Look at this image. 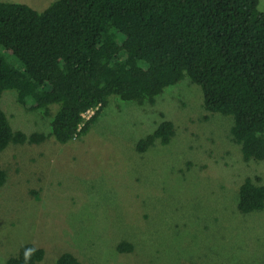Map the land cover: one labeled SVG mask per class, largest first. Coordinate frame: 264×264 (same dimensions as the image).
<instances>
[{
	"label": "rangeland",
	"instance_id": "obj_1",
	"mask_svg": "<svg viewBox=\"0 0 264 264\" xmlns=\"http://www.w3.org/2000/svg\"><path fill=\"white\" fill-rule=\"evenodd\" d=\"M2 1L41 11L54 0ZM0 104L14 129L49 131L50 118L20 105L15 90ZM164 119L174 122L172 140L139 152ZM231 126L185 78L153 104L111 96L89 132L65 144L10 143L0 153V264L25 243L45 249L37 264L65 251L82 264H264V208H237L245 177L264 183V160H243ZM122 241L132 251H120Z\"/></svg>",
	"mask_w": 264,
	"mask_h": 264
},
{
	"label": "trees",
	"instance_id": "obj_2",
	"mask_svg": "<svg viewBox=\"0 0 264 264\" xmlns=\"http://www.w3.org/2000/svg\"><path fill=\"white\" fill-rule=\"evenodd\" d=\"M259 0H54L38 11L0 0V98L7 89L50 118L49 131L14 129L0 104V153L10 144H65L87 134L110 97L153 104L188 78L204 108L232 119L245 162L264 160V11ZM17 62V63H15ZM89 110L93 113L86 117ZM175 135L164 119L136 143L146 151ZM7 171L0 162V186ZM245 177L237 208H264V183ZM258 181V182H256ZM120 251H132L127 241ZM45 249L23 244L6 264H37ZM54 264H82L72 252Z\"/></svg>",
	"mask_w": 264,
	"mask_h": 264
},
{
	"label": "built area",
	"instance_id": "obj_3",
	"mask_svg": "<svg viewBox=\"0 0 264 264\" xmlns=\"http://www.w3.org/2000/svg\"><path fill=\"white\" fill-rule=\"evenodd\" d=\"M94 110H89L87 113L89 114V116L93 113ZM86 116V114H84ZM88 117V116H86Z\"/></svg>",
	"mask_w": 264,
	"mask_h": 264
}]
</instances>
